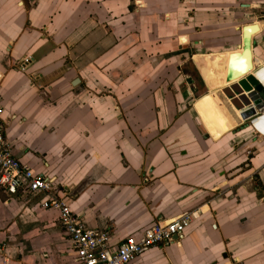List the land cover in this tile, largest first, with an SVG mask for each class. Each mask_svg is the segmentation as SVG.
<instances>
[{
	"label": "crops",
	"instance_id": "crops-1",
	"mask_svg": "<svg viewBox=\"0 0 264 264\" xmlns=\"http://www.w3.org/2000/svg\"><path fill=\"white\" fill-rule=\"evenodd\" d=\"M243 50L264 94V0H0V125L113 248L189 215L131 264H264V116L222 93ZM44 198L0 189V264H75Z\"/></svg>",
	"mask_w": 264,
	"mask_h": 264
},
{
	"label": "built area",
	"instance_id": "built-area-1",
	"mask_svg": "<svg viewBox=\"0 0 264 264\" xmlns=\"http://www.w3.org/2000/svg\"><path fill=\"white\" fill-rule=\"evenodd\" d=\"M260 94V95H259ZM257 104L251 103L246 121L254 128L264 116V94H257ZM0 189L11 195L43 196L41 208L58 212V225L70 242L75 264H131L146 250L173 241L183 235L191 223L189 215L145 229L139 240L126 239L115 248L108 244L105 233L83 226L69 209L59 191L38 173L21 164L12 154L0 125Z\"/></svg>",
	"mask_w": 264,
	"mask_h": 264
},
{
	"label": "water",
	"instance_id": "water-1",
	"mask_svg": "<svg viewBox=\"0 0 264 264\" xmlns=\"http://www.w3.org/2000/svg\"><path fill=\"white\" fill-rule=\"evenodd\" d=\"M247 28H256V26L246 27L244 30ZM251 43L252 41L249 39V36L247 40L243 37L244 49H249L250 45H252ZM230 79H233V77H230ZM260 92H262V87L250 75L240 77V79L222 89L223 95L236 110L247 108L251 103L257 104V94ZM249 115L250 112H245L243 113V118H247ZM174 239L176 240L177 238L175 237Z\"/></svg>",
	"mask_w": 264,
	"mask_h": 264
},
{
	"label": "bare ground",
	"instance_id": "bare-ground-1",
	"mask_svg": "<svg viewBox=\"0 0 264 264\" xmlns=\"http://www.w3.org/2000/svg\"><path fill=\"white\" fill-rule=\"evenodd\" d=\"M250 38V34L247 32V36ZM247 40V38H246ZM255 63L259 64V61H256ZM253 60H252V55L251 52L247 50H243V52L240 54L239 58V64H238V69H237V78H239L241 75H243L246 72L253 71Z\"/></svg>",
	"mask_w": 264,
	"mask_h": 264
}]
</instances>
